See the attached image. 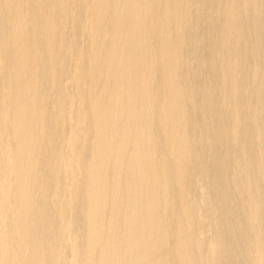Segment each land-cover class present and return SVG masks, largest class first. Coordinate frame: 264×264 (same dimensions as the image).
Returning <instances> with one entry per match:
<instances>
[{
    "label": "bare ground",
    "instance_id": "1",
    "mask_svg": "<svg viewBox=\"0 0 264 264\" xmlns=\"http://www.w3.org/2000/svg\"><path fill=\"white\" fill-rule=\"evenodd\" d=\"M0 264H264V0H0Z\"/></svg>",
    "mask_w": 264,
    "mask_h": 264
}]
</instances>
